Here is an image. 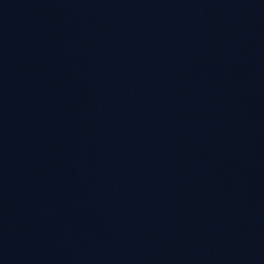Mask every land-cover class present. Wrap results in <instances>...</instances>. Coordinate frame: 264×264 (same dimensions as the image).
<instances>
[{
	"label": "water",
	"instance_id": "obj_1",
	"mask_svg": "<svg viewBox=\"0 0 264 264\" xmlns=\"http://www.w3.org/2000/svg\"><path fill=\"white\" fill-rule=\"evenodd\" d=\"M0 264H264V0H161Z\"/></svg>",
	"mask_w": 264,
	"mask_h": 264
}]
</instances>
